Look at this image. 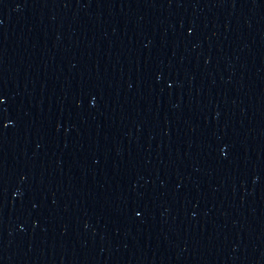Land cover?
<instances>
[{
	"label": "water",
	"instance_id": "water-1",
	"mask_svg": "<svg viewBox=\"0 0 264 264\" xmlns=\"http://www.w3.org/2000/svg\"><path fill=\"white\" fill-rule=\"evenodd\" d=\"M0 97V264H264V0H0Z\"/></svg>",
	"mask_w": 264,
	"mask_h": 264
},
{
	"label": "snow or ice",
	"instance_id": "snow-or-ice-1",
	"mask_svg": "<svg viewBox=\"0 0 264 264\" xmlns=\"http://www.w3.org/2000/svg\"><path fill=\"white\" fill-rule=\"evenodd\" d=\"M3 102V97H0V103ZM137 215H139V213H137Z\"/></svg>",
	"mask_w": 264,
	"mask_h": 264
}]
</instances>
